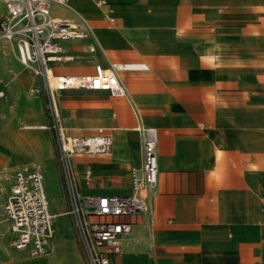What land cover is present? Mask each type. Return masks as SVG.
<instances>
[{"label":"crops","instance_id":"1","mask_svg":"<svg viewBox=\"0 0 264 264\" xmlns=\"http://www.w3.org/2000/svg\"><path fill=\"white\" fill-rule=\"evenodd\" d=\"M50 11L57 19L84 17L97 41L93 53L86 50L89 41L67 43L76 59L53 64V73H92L95 64L116 63L126 89V96L56 92L68 134L103 127L111 136L108 151L73 157L81 193L129 194L143 130L157 132L150 213L134 219L112 264H264V0H69ZM0 42L16 53L13 42ZM33 76L28 93L35 96ZM9 77H0V96L6 93L0 98V264H83L47 143L40 146L29 132L16 139ZM30 81L21 70L13 83L24 90ZM25 165L40 168L48 201L50 194L63 209L54 212L49 201L55 217L64 215L45 254L13 247L3 211L12 173Z\"/></svg>","mask_w":264,"mask_h":264},{"label":"built area","instance_id":"2","mask_svg":"<svg viewBox=\"0 0 264 264\" xmlns=\"http://www.w3.org/2000/svg\"><path fill=\"white\" fill-rule=\"evenodd\" d=\"M0 41L15 44L19 60L30 67L44 82L50 98V111L57 131V163L62 178L66 213L71 218L83 264H112L124 242L130 237L137 217L150 213L149 199L158 180L157 132L153 127L143 130L141 165L129 169L131 192L125 195L83 194L79 175L73 163L76 155H95L108 151L111 136L103 127L94 134H68L64 127L56 92L65 89L107 91L113 96H126L125 86L115 71L95 64L92 73L54 74L52 65L76 59L66 44L89 41L86 50L93 53L97 46L91 24L82 16L69 21L51 15V5L66 0H2ZM104 5L105 0H95ZM32 92H39L33 88ZM29 127V125H23ZM47 127V125H43ZM90 168L83 170L89 178ZM3 211L12 232V245L29 248L32 255L45 254L54 234L55 214L49 208L43 174L38 166H20L12 173L10 191L3 203Z\"/></svg>","mask_w":264,"mask_h":264},{"label":"rangeland","instance_id":"3","mask_svg":"<svg viewBox=\"0 0 264 264\" xmlns=\"http://www.w3.org/2000/svg\"><path fill=\"white\" fill-rule=\"evenodd\" d=\"M69 0L65 1V5L67 7V3ZM21 70H27L29 72V75L31 76V81L25 86L24 90H20L17 87H15V84L13 81H15L18 72ZM9 75H12V84L14 85V93H13V114H17L18 121L15 124L14 130L18 134L17 140L20 141V138L22 136L23 140L26 139V133L29 132L31 134L29 136L30 139L36 140L40 146H42V143L45 141L47 143L48 152L50 154V157L53 160V163L55 164L57 171L59 173L60 178V184L62 186V178L59 170V165L57 163V131L54 125V117L51 114L50 111V98L48 97V94L46 92V89L44 87V82L42 79L37 77L35 81L38 84V90L39 95H29L28 88L31 83L34 82V76L33 71L30 67L23 64L18 56L17 53L13 52L11 47L3 44L0 42V77H9ZM10 78V77H9ZM6 93L3 96H0V98H4ZM23 101V104L21 103ZM24 106V107H23ZM1 112V111H0ZM41 114L42 120L38 121V115ZM61 116V115H60ZM21 122H28L33 124H46L47 127H39V128H33L29 130H20L18 128V125ZM16 154L21 156L19 152L14 153L13 155L16 156ZM25 154V153H24ZM23 154V155H24ZM32 161H39L38 159L32 160ZM44 165V164H43ZM49 201L51 208L54 212H60L62 207L58 208L56 200H54L51 195L49 194ZM64 214H58L55 217V222L57 221V218L62 216ZM62 219V218H60ZM59 222V221H58Z\"/></svg>","mask_w":264,"mask_h":264},{"label":"bare ground","instance_id":"4","mask_svg":"<svg viewBox=\"0 0 264 264\" xmlns=\"http://www.w3.org/2000/svg\"><path fill=\"white\" fill-rule=\"evenodd\" d=\"M59 5V4H58Z\"/></svg>","mask_w":264,"mask_h":264}]
</instances>
